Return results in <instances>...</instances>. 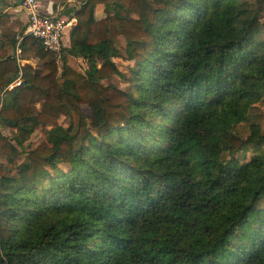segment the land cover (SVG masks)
Returning a JSON list of instances; mask_svg holds the SVG:
<instances>
[{
	"label": "trees",
	"instance_id": "16d2710c",
	"mask_svg": "<svg viewBox=\"0 0 264 264\" xmlns=\"http://www.w3.org/2000/svg\"><path fill=\"white\" fill-rule=\"evenodd\" d=\"M77 18L85 73L30 37L45 75L0 59V93L23 74L0 128L52 127L0 177V264H264V0H85ZM18 155L0 130V158Z\"/></svg>",
	"mask_w": 264,
	"mask_h": 264
},
{
	"label": "rangeland",
	"instance_id": "374dc122",
	"mask_svg": "<svg viewBox=\"0 0 264 264\" xmlns=\"http://www.w3.org/2000/svg\"><path fill=\"white\" fill-rule=\"evenodd\" d=\"M124 4L126 7L128 6L127 2H125ZM154 5L159 6L160 4L159 2L155 1ZM1 35L3 38L2 37L0 38V59L7 58L9 56H15L14 51H15L16 43H17V35L16 34L13 35V38L10 36L6 37L2 33ZM262 37H264V34L262 35ZM11 40H14L15 44H12ZM126 44L127 43H126L125 38L121 37L119 40V46L122 50L125 49ZM31 61H34V64L32 63L34 68L37 69L38 72L42 74V76L46 74L42 66V63L39 59L34 58V60L32 59ZM115 61L117 62L119 69L129 77L131 75L129 69L131 68L133 64L125 62L122 59H115ZM68 62L71 68L73 70H76L79 73H85V71L89 68L88 61L84 59L76 58L73 55H70ZM59 65L58 66H59L60 72H62L64 65L63 63L62 64L60 63ZM59 82L61 83V85H63L64 83L62 79H60ZM105 84L107 85L114 84L120 88H125L127 86V81L120 77H113L112 79L106 81ZM2 93L3 92H1L0 95ZM42 105H43L42 99H39L34 104V107L32 108L34 110L33 111L34 115H36L42 110ZM83 110H84L83 112L86 115H89V112H88L89 109L86 106L83 107ZM252 117L254 121L261 123L262 126L264 127V99L261 102H259L257 105H255L252 111ZM78 121H79V118L75 112L73 113V117L61 116L59 119V123L64 127H69L72 122L78 123ZM51 128H52L51 126H48L46 128L42 126H36V128L30 134H26L25 132H22L19 129H13V128H7V127L0 128L2 134H4L11 141V143L14 145V147L20 154L14 157L0 158V177L2 175L7 174L8 169H12V168L15 169V167L23 163L28 156V152L34 150L35 148L40 146L42 143H46L48 140V131ZM237 130L239 131L241 135H243L244 137H247L249 135L250 128H249L248 123H243L237 128ZM19 134L21 138H25V141H23L22 143H20L17 139V136ZM62 169L65 170L67 169V167L63 166Z\"/></svg>",
	"mask_w": 264,
	"mask_h": 264
},
{
	"label": "built area",
	"instance_id": "2783aa9c",
	"mask_svg": "<svg viewBox=\"0 0 264 264\" xmlns=\"http://www.w3.org/2000/svg\"><path fill=\"white\" fill-rule=\"evenodd\" d=\"M20 10L27 17L26 28L22 34L17 36L15 57L19 65L23 66V42L30 37L43 44L47 51H50L57 64L62 62L65 56L64 38L68 30L78 25V18L75 16L64 17L57 15L54 11L43 10L40 0H18ZM22 72L19 77L9 84L0 95V112L8 92H12L23 86Z\"/></svg>",
	"mask_w": 264,
	"mask_h": 264
},
{
	"label": "crops",
	"instance_id": "0c3cea01",
	"mask_svg": "<svg viewBox=\"0 0 264 264\" xmlns=\"http://www.w3.org/2000/svg\"><path fill=\"white\" fill-rule=\"evenodd\" d=\"M40 2H41L43 10L46 12H49L52 10L59 16H64V17H71V16L75 17L76 16L77 17V13L81 10V7L83 3L85 2V0H40ZM104 11H105V6L98 5L96 7L95 18L97 21H101L104 18H106V12L104 13ZM0 14H6L9 17L8 24L11 27L10 29L11 31L9 35L10 37L13 38V35L16 34L17 36H19L20 34L23 33V31L26 28L27 17L20 10V7L18 5V0H0ZM73 30L74 28L66 32V35L64 38L65 56L62 62H60L61 64L63 63V65H65L64 61H67V65L69 67L71 66L68 60H69L70 55H73L71 53L72 51L71 50V46H72L71 35H72ZM1 33L2 31L0 30V38L2 37ZM12 41L13 40H11V42ZM76 58H79V57H76ZM28 63L33 65L34 61H25L23 66Z\"/></svg>",
	"mask_w": 264,
	"mask_h": 264
}]
</instances>
